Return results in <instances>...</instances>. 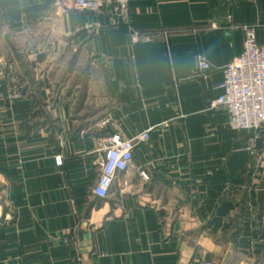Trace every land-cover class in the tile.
I'll return each mask as SVG.
<instances>
[{
    "label": "crops",
    "instance_id": "0c3cea01",
    "mask_svg": "<svg viewBox=\"0 0 264 264\" xmlns=\"http://www.w3.org/2000/svg\"><path fill=\"white\" fill-rule=\"evenodd\" d=\"M72 2L0 0V264H264V128L208 108L264 0ZM146 128L94 195L98 138Z\"/></svg>",
    "mask_w": 264,
    "mask_h": 264
},
{
    "label": "built area",
    "instance_id": "2783aa9c",
    "mask_svg": "<svg viewBox=\"0 0 264 264\" xmlns=\"http://www.w3.org/2000/svg\"><path fill=\"white\" fill-rule=\"evenodd\" d=\"M72 4L81 10L92 12L109 11L124 21L128 20L129 0H73ZM244 45L242 51L222 68V80L219 83L220 93L209 100L208 108L224 107L228 112V125L233 130H259L264 128V43H258L255 37V26L242 23ZM21 30L31 32L29 24H22ZM149 33L130 30L132 42L149 40ZM208 61L199 56L197 69L204 74L209 69ZM150 128H146L132 137L118 133L98 138L97 150L98 175L92 187V193L100 198L109 194L110 188L119 174L123 172L132 159L135 145L149 137ZM56 163L61 156H55ZM147 178L144 171L140 172ZM196 264H212L204 260Z\"/></svg>",
    "mask_w": 264,
    "mask_h": 264
},
{
    "label": "rangeland",
    "instance_id": "374dc122",
    "mask_svg": "<svg viewBox=\"0 0 264 264\" xmlns=\"http://www.w3.org/2000/svg\"><path fill=\"white\" fill-rule=\"evenodd\" d=\"M25 24V22H21V24ZM6 24H10L6 21V18L4 17V15L0 14V26H4ZM18 94H17V90H16V87H15V84H13V86H11V91H10V96L11 97H16ZM2 202H0V222L2 221V216H4L3 214V208L4 206H2Z\"/></svg>",
    "mask_w": 264,
    "mask_h": 264
}]
</instances>
